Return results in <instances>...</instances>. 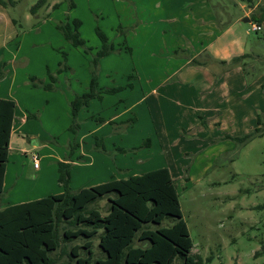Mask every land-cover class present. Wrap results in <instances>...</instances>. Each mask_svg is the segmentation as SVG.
<instances>
[{
	"label": "rangeland",
	"instance_id": "1",
	"mask_svg": "<svg viewBox=\"0 0 264 264\" xmlns=\"http://www.w3.org/2000/svg\"><path fill=\"white\" fill-rule=\"evenodd\" d=\"M38 1L0 5V97L17 103L7 163L12 183L0 194V207L9 197L42 196L43 182L53 176L56 183L58 156L78 142L73 191L166 166L177 184L192 253L204 264H264V22L258 32L251 29L264 0H46L33 13ZM245 16L251 22L242 21ZM74 18L82 21L85 46L72 45L57 28ZM97 27L114 45L99 61V85L119 90L92 99L73 130L70 101L89 90L102 47ZM210 44L251 55L227 66L211 55ZM51 75L54 89L34 85L33 78L51 83ZM28 112L37 116L25 122ZM256 127L263 133L244 145L226 137ZM100 140L106 151L96 149ZM36 152L40 169H47L44 181L37 180ZM89 207L105 214L108 198ZM58 227L61 236L74 228L67 220ZM86 240L62 242L51 254L55 264H76L71 248ZM91 240L96 264L105 252L99 234ZM174 264L183 260L178 256Z\"/></svg>",
	"mask_w": 264,
	"mask_h": 264
},
{
	"label": "trees",
	"instance_id": "2",
	"mask_svg": "<svg viewBox=\"0 0 264 264\" xmlns=\"http://www.w3.org/2000/svg\"><path fill=\"white\" fill-rule=\"evenodd\" d=\"M16 3L17 0H0L3 7L14 6ZM45 3L46 0H39L32 7V12L36 13ZM251 18L253 22L262 25L264 8L261 16ZM81 24L80 19L74 18L61 21L57 28L72 45L85 46L86 41L80 32ZM96 30L102 40V47L97 50L92 62L89 90L70 101V128L73 130L79 128V112L88 107L92 99H102L103 93H115L119 90L117 87L102 89L99 86L96 72L99 61L114 50V45L109 43L107 35L99 27ZM249 56V53L238 54L221 62L235 64ZM51 78V83L33 78L34 82L37 81L34 85L54 89L56 77L51 75ZM15 109V100L0 97V194L9 159ZM29 117L34 115L30 114ZM100 121L105 122L102 118ZM262 133L263 128L256 127L250 133L226 137L244 145ZM148 144L149 139L145 140L143 146ZM79 146L78 142L71 143V151L66 158L58 161V181L64 187V192L0 207V264H55V258L51 254L60 248L62 242L78 237L87 240L84 244L73 245L70 255L76 264H91L94 258L91 238L98 234L99 246L105 252V257L97 258L96 264H174L178 256L183 264H204L201 257L192 253L194 242L183 216L177 184L168 167L119 179L111 178L73 191L70 187L73 165L71 157ZM96 149L106 151L102 140L98 141ZM135 149L137 148H132ZM118 150L127 152L130 149L118 147ZM104 197L108 198L107 214L89 207ZM169 216L175 219L171 226H158L155 229L151 227V223L161 225ZM62 220H67L74 228L64 229L61 236L58 226ZM136 241H148L149 244L137 245ZM81 249L86 250L85 256L81 254ZM261 252L264 253V247ZM258 254L260 251L256 253Z\"/></svg>",
	"mask_w": 264,
	"mask_h": 264
},
{
	"label": "crops",
	"instance_id": "3",
	"mask_svg": "<svg viewBox=\"0 0 264 264\" xmlns=\"http://www.w3.org/2000/svg\"><path fill=\"white\" fill-rule=\"evenodd\" d=\"M223 35H218V37H217V39L219 38H221ZM213 45H215V44H210V46L208 47V50L211 52V55L213 56V54H215L214 56H216L215 58H218V59H221V61H224V60H229L230 58V56L231 57H233V56H235V55H238V54H243V53H248V52H246V50H237L236 52H233V53H231L230 54V52H229V50H222L221 48H219V47H214ZM213 47H214V51H213ZM250 54V53H249ZM252 54H256L255 52H252ZM251 55V54H250ZM229 58V59H228ZM222 63V62H221ZM223 64V63H222ZM224 65H227L228 66V64H224ZM100 86V85H99ZM102 88V87H101ZM103 89V88H102ZM4 98H7V97H4ZM10 99H12L11 97H10ZM73 99V98H72ZM71 99V100H72ZM95 99V98H94ZM14 100V99H13ZM16 110H17V103H16V109H15V115H16ZM34 115V117H29V115ZM36 114H34V113H30V112H28V113H24L23 115H22V120L23 121H25V122H27L28 121V119L29 118H36ZM106 121V120H105ZM111 122L113 121V120H110ZM15 129H16V127H15V117H14V124H13V128H12V134H13V132L15 131ZM228 135H230V134H228ZM11 137H12V135H11ZM80 148V146L75 150V152H74V154L72 155V160H73V163H75L76 161V156H77V151H78V149ZM36 153H38V152H36ZM68 153L69 152H65V154H64V156H63V158H62V154H61V156H58V161H60V160H64L65 158H66V156L68 155ZM10 154V153H9ZM33 154V153H32ZM40 156V155H39ZM80 156H81V158H79L80 160H83V159H85V155L83 154V153H80ZM79 156V157H80ZM58 161H57V166H58ZM8 164H7V167H6V173H5V178H4V184H3V191H2V193L1 194H3V193H5L6 192V190H7V188L9 187V185L12 183V180H9V169H8ZM35 167V166H34ZM164 167H166V166H164ZM41 168V164L39 165V167L37 168V167H35V169H40ZM159 168H161V167H159ZM157 169V168H156ZM147 171H149V170H147ZM171 171V170H170ZM38 172V175H37V180H45L46 179V175H47V169H40V170H38L37 171ZM144 172H146V171H144ZM143 173V172H142ZM172 173V172H171ZM41 174V175H40ZM132 175H134V174H132ZM130 176V175H129ZM173 176V175H172ZM58 177H59V172L57 171V173H56V183H55V181H54V177L52 176L51 178H50V181L49 182H47V183H42L41 184V186H40V194L42 195V196H40V197H37V198H25V199H23V200H19V201H12V200H10L11 198L9 197L8 199H9V204H7V205H12V204H18V203H22V202H26V201H30V200H34V199H38V198H41V197H44V196H47V195H49V194H60V193H62V192H64V187L59 183V181H58ZM119 177L120 176H118V177H112V178H117V179H119ZM121 178V177H120ZM122 178H124V177H122ZM174 178V177H173ZM111 179V178H110ZM110 179H107V180H102V181H100V182H97V183H102V182H105V181H108V180H110ZM175 180V179H174ZM70 187H71V182H70ZM42 189V190H41ZM6 205V206H7ZM5 207V206H4ZM108 210H109V208H107V212L105 213V214H107L108 213ZM99 233H101V231L99 232Z\"/></svg>",
	"mask_w": 264,
	"mask_h": 264
},
{
	"label": "built area",
	"instance_id": "4",
	"mask_svg": "<svg viewBox=\"0 0 264 264\" xmlns=\"http://www.w3.org/2000/svg\"><path fill=\"white\" fill-rule=\"evenodd\" d=\"M251 29L254 30V31H259L262 29V25L258 24V23H251ZM32 158H33V161H34V166L35 167H39L40 165V156L38 153H33L32 154Z\"/></svg>",
	"mask_w": 264,
	"mask_h": 264
},
{
	"label": "water",
	"instance_id": "5",
	"mask_svg": "<svg viewBox=\"0 0 264 264\" xmlns=\"http://www.w3.org/2000/svg\"><path fill=\"white\" fill-rule=\"evenodd\" d=\"M242 21L244 22H251L250 18L248 16H245L242 18Z\"/></svg>",
	"mask_w": 264,
	"mask_h": 264
}]
</instances>
